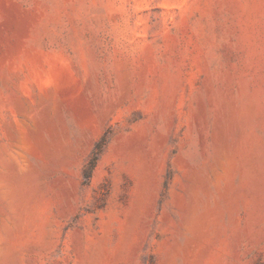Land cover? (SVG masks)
<instances>
[{
    "label": "rangeland",
    "instance_id": "1",
    "mask_svg": "<svg viewBox=\"0 0 264 264\" xmlns=\"http://www.w3.org/2000/svg\"><path fill=\"white\" fill-rule=\"evenodd\" d=\"M0 264H264V0H0Z\"/></svg>",
    "mask_w": 264,
    "mask_h": 264
}]
</instances>
